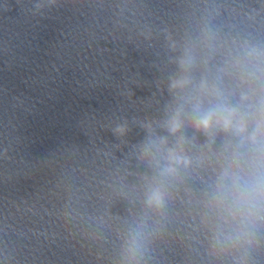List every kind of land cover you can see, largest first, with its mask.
I'll return each mask as SVG.
<instances>
[{
	"label": "clouds",
	"instance_id": "1",
	"mask_svg": "<svg viewBox=\"0 0 264 264\" xmlns=\"http://www.w3.org/2000/svg\"><path fill=\"white\" fill-rule=\"evenodd\" d=\"M51 2L55 4V0ZM245 56L252 63L242 65L244 75L254 87L241 91L237 103L230 100L234 93L201 80L193 95L180 98L183 103L170 111L162 125L175 137V143L169 146L167 136L149 137L142 148L145 154L155 149L163 156V163L154 160L157 177L148 184L144 201L149 209L159 212L167 204V181L194 163L186 146L194 144L196 137L184 134L186 120L209 145L224 135L222 159L207 193L206 207L216 221L213 249L233 255L235 264H248L264 227V48L250 46ZM194 64L195 58L188 52L178 60L180 73L170 79V91L192 86L189 72ZM205 97L212 98L207 105ZM145 127L151 133V125ZM117 131L123 133L125 129ZM197 163L203 160L198 158ZM145 227L137 224L131 229L125 245V264H139L148 243Z\"/></svg>",
	"mask_w": 264,
	"mask_h": 264
}]
</instances>
